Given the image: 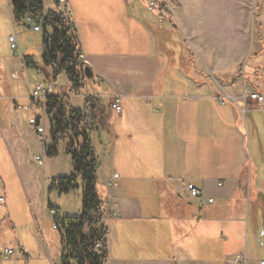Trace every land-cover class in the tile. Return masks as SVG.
Segmentation results:
<instances>
[{"label":"crops","instance_id":"obj_1","mask_svg":"<svg viewBox=\"0 0 264 264\" xmlns=\"http://www.w3.org/2000/svg\"><path fill=\"white\" fill-rule=\"evenodd\" d=\"M238 2L245 5V0ZM67 4L81 62L96 74L91 82L101 84L98 93L85 85L66 95H93L85 122L92 115L106 126L95 133L102 138L103 160L97 164V176L107 202L103 220L109 226L108 258L114 254V264H231L243 255L246 264H264V109L243 95L246 89L264 96V32L253 38L244 54L238 51L221 59L215 53L211 58L205 54L208 67L220 66L223 75L221 85L215 87L207 73L205 81L196 78V72L203 73L192 54H184L189 76L176 63L166 75L164 55L154 51L150 26L156 25L147 13L139 15L140 9L145 11L141 2L138 8L125 0H67ZM8 7L12 20L9 1ZM44 7L53 9L52 3ZM159 16L163 17L160 12ZM157 28L160 34L162 28ZM19 58L8 63L25 67L23 56ZM244 60L247 70L233 75ZM125 70H134L137 79L126 77ZM45 75L47 80L49 73ZM83 89L88 93H81ZM4 97L16 108L15 98ZM115 98L120 101L119 114L109 109ZM3 117L0 132L9 152L13 156L19 148L24 154L18 137L14 138L18 119L8 125ZM43 166L42 195L46 197L44 186L61 175L52 171L51 163ZM16 168L23 182L19 158ZM187 183L213 202L191 197ZM1 189H5L2 183ZM52 203L65 212L56 200ZM1 220L0 248L4 250L12 247L5 244ZM10 236L25 250L22 231Z\"/></svg>","mask_w":264,"mask_h":264},{"label":"rangeland","instance_id":"obj_2","mask_svg":"<svg viewBox=\"0 0 264 264\" xmlns=\"http://www.w3.org/2000/svg\"><path fill=\"white\" fill-rule=\"evenodd\" d=\"M125 1L132 2L136 8L141 2L145 11L140 9L139 15L145 17L147 13L154 21L155 28L150 26L152 39L155 42L154 51L155 54L164 55L165 68L169 70L166 75L174 71L175 63L178 67L183 68L185 73L187 65L185 61L188 58H185L184 54H192L194 55V62L197 60L199 71L204 74L196 72L200 76H196V78L198 80L204 79L205 81L207 73L215 87L221 85L223 75L221 70H219L220 66H215L214 70L208 67L205 63L206 59H204L205 54L209 53L211 58L215 53V56L220 59L235 56L238 51H240L239 54H244V49L247 48L251 41L254 42L253 38L257 40L261 36V32H264V28L261 29V21L264 23V0L260 1L261 9L259 8V0H245L244 6L239 5V0H164L169 14L162 15L163 17L159 16L157 9H148L145 0ZM48 3H52L53 10L61 13L71 23L73 22L71 13L60 9L57 1L44 0V6ZM242 22H244V26ZM159 25L162 28L160 34L157 30ZM31 27V23L26 25L12 23L8 0H0V115L4 116L3 119L8 125L12 123L13 119H18L19 124L16 125L19 130L14 129V138L18 137L17 140L21 143L24 152V154L21 153V149L18 148L16 153V148L15 152L11 150L13 152L12 156L6 145V137L2 136L0 132V177L2 178V180L0 179V194H3L5 199V204L0 205V219L4 218V220H1V228L6 235V246L12 247L14 251L12 259L2 258L1 254L0 264H60L57 245L58 233L52 227L54 212H52L47 200H50L51 203L53 199L56 200L61 211H65L60 213L68 214L66 216H78L81 211L82 190L79 178L75 181L76 188L67 193L52 192L48 199L47 186H44V195L46 197L42 195L41 178L43 176L44 179L43 174L46 172L44 166V170L42 169V165L45 162L52 164L50 168L57 175L68 176L72 172L71 158L65 153L63 148L66 140L61 139L59 134L56 135L58 151L54 158L49 160L48 158L50 157L46 156L44 152L43 164L41 161H36L35 156L42 155L41 141L28 124V119L34 112L32 109L18 110L14 107L12 100L4 97L10 95L15 98L16 104L30 105L29 82L33 85L41 82L44 86L51 84L54 93L63 94L61 97H67L70 106L79 108L84 112L89 111V104L95 99L93 95L92 97L78 94L73 95L74 97L66 95L69 93L70 88L66 77L64 74H59L54 80L52 79L51 69L45 67L41 62L42 32L41 30L35 32ZM14 32H16L21 55L31 59V63L25 67L22 63H18L15 67L8 63L11 58L20 60L19 53L13 52L9 43H7L8 35ZM77 32L80 33L79 29H77ZM235 38H239V41H236ZM205 39L207 44H204ZM180 54H182L181 59L179 58ZM79 61L81 62V58H79ZM247 63L244 60L242 68L240 67V70L237 69V72L233 75L236 76L238 71L247 70ZM45 72L49 73L47 80ZM124 73L128 78L137 79L134 70H125ZM94 75L96 76L95 73ZM241 77L243 78V75ZM6 85H8V88H5ZM85 85H92L93 91L97 93L99 88H101V84H98L97 81L96 83L91 82L88 78H85L82 88ZM81 93L86 94L88 90L83 89ZM34 110L37 111L36 108ZM45 117V144L50 147L52 144L50 139L51 115ZM89 117L86 126L90 131L92 146L99 163L103 160V150L100 147L102 138L99 133H95V130L97 131L98 128L102 126L105 128L106 126L99 122L98 119H93L92 115ZM22 133L31 134L32 140L25 139ZM106 144L109 146L110 140L106 139ZM18 158L19 173H21L22 177L25 175L23 182L16 170L18 168H16ZM25 162H27L28 167H26ZM27 182L30 183L28 184ZM1 183L5 185L4 191L1 189ZM32 190L36 191L35 195ZM109 202L111 203L110 199ZM109 223L110 226L115 225L114 221H109ZM10 226L14 228L12 229ZM20 231H22L21 243L25 250L23 248L22 250L20 249L17 241L8 239L10 234L12 236L14 232L19 236ZM2 250L3 246L0 248V253H2ZM115 260L114 254H111L105 264H114L113 261Z\"/></svg>","mask_w":264,"mask_h":264},{"label":"trees","instance_id":"obj_3","mask_svg":"<svg viewBox=\"0 0 264 264\" xmlns=\"http://www.w3.org/2000/svg\"><path fill=\"white\" fill-rule=\"evenodd\" d=\"M12 22L39 25L42 32L41 62L51 69L54 80L64 74L69 83V92H78L85 82L84 68L79 61L80 47L73 22L53 9H45L44 0H8ZM161 15L169 14L164 0H152ZM30 19V20H29ZM74 29V30H73ZM24 65L31 59L23 57ZM195 70H191L194 72ZM186 75H190L185 72ZM95 81V76L93 74ZM92 81V79H90ZM33 103V102H32ZM38 107L37 103H34ZM46 116L51 115V146L45 154H57L56 135L65 139L64 151L72 161V172L68 176L53 177L47 187V198L52 192L64 194L76 188V179L81 181V211L78 216H61L55 204L48 201L54 210L52 223L56 226L58 256L60 264H105L108 258L109 226L103 220L107 202L97 176L98 159L91 142V134L85 122L86 114L73 108L68 98L51 94L45 102ZM49 199V198H48Z\"/></svg>","mask_w":264,"mask_h":264},{"label":"built area","instance_id":"obj_4","mask_svg":"<svg viewBox=\"0 0 264 264\" xmlns=\"http://www.w3.org/2000/svg\"><path fill=\"white\" fill-rule=\"evenodd\" d=\"M55 1L59 3L60 9L67 10L70 13L67 0H55ZM146 4L148 6V9H158V6L152 0H147ZM30 22H31V26H32L31 28L33 31L36 32L40 30L39 25L33 24L31 20ZM8 43H9L10 49L13 52H18L19 56L22 57L20 53L17 37H16V32L8 36ZM51 94H54V93L52 91V86L50 84H48L47 86H44L41 82H39L33 85L29 82V98L31 100V104L27 106H23L20 104L16 105V108L18 110H28V109L33 110L34 113L31 117H29L28 124L35 131V133L39 136L41 144H42L43 152H45V147H46V144H45V119H46L45 102H46V98L50 96ZM243 95L245 96V98L246 96H248V98L250 100L255 101L261 109H264V96L263 95L256 93V92H249L246 89L243 90ZM34 103H37L38 107H36ZM34 108H36L37 111H35ZM109 109L119 114L121 112V105H120L119 99L115 98L113 101H111L109 103ZM44 158H45L44 153L41 156H38V155L35 156V160L41 161L42 164L44 162L43 161ZM186 188L189 191L191 197L199 201H203L206 204H210L213 202L212 198L204 199L201 196V192L197 188H195L193 184L187 183ZM2 201H4V199L0 197V202ZM52 212H54V210H52ZM52 227L53 229L56 228L54 224ZM13 255H14V251L12 248H4L2 252V258L12 259ZM231 264H246V259L243 255H239L233 260V263Z\"/></svg>","mask_w":264,"mask_h":264},{"label":"water","instance_id":"obj_5","mask_svg":"<svg viewBox=\"0 0 264 264\" xmlns=\"http://www.w3.org/2000/svg\"><path fill=\"white\" fill-rule=\"evenodd\" d=\"M84 73H85V77L88 78V79H92L94 81V78H93V73H92V70L89 66H86L84 68Z\"/></svg>","mask_w":264,"mask_h":264}]
</instances>
